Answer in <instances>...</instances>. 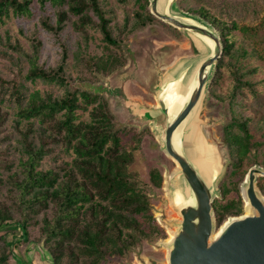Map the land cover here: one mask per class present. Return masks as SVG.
Here are the masks:
<instances>
[{"label":"trees","instance_id":"16d2710c","mask_svg":"<svg viewBox=\"0 0 264 264\" xmlns=\"http://www.w3.org/2000/svg\"><path fill=\"white\" fill-rule=\"evenodd\" d=\"M32 2L0 0V30L12 15H30ZM40 3L51 6L56 13L55 24L43 20L46 29L59 34L72 26L85 41L90 30L96 29L108 47H121L124 32L156 19L149 0H144L116 33L111 12L102 0ZM194 12L216 27L223 43V54L211 81L213 90L235 44L231 31L238 25L219 20L206 8ZM9 45L22 51L18 43ZM41 48L42 42L33 37L32 53H26L29 69L25 79L62 87V96L40 89L30 91L23 82L12 84L0 75V264H9L16 242L42 243L53 264H102L161 235L163 229L155 221L150 197L138 175L130 170L134 153L123 143V127L117 123L108 100L100 92L71 90L66 74L67 51L57 67L46 69L39 63ZM125 62L120 56L109 55L90 57L86 66L107 75ZM233 76L232 117L223 137L231 156L227 177L237 174L251 153V119L239 110L237 100L244 90L256 88L244 79V74L236 71ZM6 105L17 108L11 133L7 129L10 114L4 111ZM87 112L88 118H83ZM51 156L56 161L46 168L44 161ZM152 181L162 186L163 175L158 169L152 170ZM239 183L234 184L240 193ZM219 186L225 198L229 192L227 178ZM258 186L264 194V178ZM213 208L220 227L230 216L242 214V196L238 194V198L226 202L216 199ZM10 232L12 240L7 238Z\"/></svg>","mask_w":264,"mask_h":264},{"label":"rangeland","instance_id":"374dc122","mask_svg":"<svg viewBox=\"0 0 264 264\" xmlns=\"http://www.w3.org/2000/svg\"><path fill=\"white\" fill-rule=\"evenodd\" d=\"M102 1L105 8L111 12L109 15L112 17L111 25L117 33L123 28L128 14L131 15L133 11L138 10L144 0ZM174 8L211 24L194 12L206 8L219 20L229 25L236 22L238 25V28L231 31L230 36L235 44L231 54L225 58L221 79L213 90L211 89L213 76L211 78L201 118L205 132L212 141L218 143L224 159V170L217 183L219 192L215 200L226 202L238 198L240 194L243 200L241 215L247 214L243 187L248 171L253 166L264 168V0H176ZM46 19L50 23H56L55 9L51 6L43 7L40 0H33L30 15H12L6 20L0 30V75L11 80L12 84L23 82L30 91L40 89L62 96L65 92L62 87L41 81L33 83L25 79L29 69L26 53H32V39L37 37L42 42L39 63L46 69H51L62 62L64 50L67 51L66 74L69 88L100 92L108 100L117 123L123 127V143L134 153V162L130 170L138 175L143 189L150 197L155 221L163 229L161 235L144 240L124 255L107 259L102 264H167V249L163 242L170 238V228L164 220L165 218L172 220L177 212L167 194L166 176L177 170V164L163 149V144L159 141L151 122L137 118L130 106H127V100H139L150 106L156 105L158 101L155 85L159 81L158 68L173 62L175 59L173 56L191 54L190 40L182 30L156 17L154 22L147 26L133 27L130 31L124 32L121 47L114 45L108 47L102 34L96 29L90 30V37L85 41L72 26H68L59 34L46 29L43 25V20ZM17 43L22 51L12 49L9 45ZM170 53L171 55H168ZM164 54H167L166 60L163 59ZM109 55L120 56L126 62L107 75L86 66L90 57L107 58ZM236 71L244 74L245 80L256 85L255 91L246 89L237 100L239 110L251 119L250 132L253 136L251 153L243 167L237 174L227 177L231 156L223 137L225 125L232 117L230 101L235 85L233 75ZM214 73L215 69L213 75ZM13 104L16 105L15 102ZM16 110L17 108L13 106L4 107V111L10 114L7 127L10 133L13 112ZM83 118H88V112ZM12 142L15 144L13 136ZM197 143L199 144V141ZM69 158L65 157L67 160ZM55 161L54 157H48L44 161V166L47 168ZM60 161L62 157L59 158ZM153 169H158L163 175L162 186L153 183ZM225 178L229 192L223 198L219 184ZM260 178L264 176H259L258 181ZM258 181L259 194L264 197ZM236 182H240V193L235 188ZM7 238L13 239L12 232ZM12 250L9 264H53L50 253L42 243L16 242Z\"/></svg>","mask_w":264,"mask_h":264},{"label":"water","instance_id":"95a60500","mask_svg":"<svg viewBox=\"0 0 264 264\" xmlns=\"http://www.w3.org/2000/svg\"><path fill=\"white\" fill-rule=\"evenodd\" d=\"M149 1L151 13L182 30L192 48L191 54L173 56V62L158 68L156 105L127 100L137 118L151 122L163 149L177 164V170L166 176L167 194L177 212L172 220H164L174 229V238L163 242L167 264H264V197L257 188L264 168L251 167L243 187L253 214L230 217L217 227L213 208L224 159L218 143L204 130L201 113L223 54L221 36L211 24L174 8L176 0Z\"/></svg>","mask_w":264,"mask_h":264},{"label":"bare ground","instance_id":"6f19581e","mask_svg":"<svg viewBox=\"0 0 264 264\" xmlns=\"http://www.w3.org/2000/svg\"><path fill=\"white\" fill-rule=\"evenodd\" d=\"M246 203H247V208H246V210H247V214H245V215H250V214H253L255 211H254V209H253V207L250 205V203L248 202V201H246ZM175 216H177V215H175ZM169 231H170V238L167 240V241H165V243H167V242H169L170 240H172L173 238H174V229H169ZM220 231H218L217 233H216V235L219 233ZM214 237H215V235H214Z\"/></svg>","mask_w":264,"mask_h":264}]
</instances>
